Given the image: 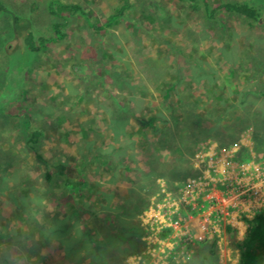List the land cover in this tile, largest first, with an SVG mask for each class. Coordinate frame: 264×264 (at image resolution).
I'll return each mask as SVG.
<instances>
[{
    "label": "rangeland",
    "instance_id": "374dc122",
    "mask_svg": "<svg viewBox=\"0 0 264 264\" xmlns=\"http://www.w3.org/2000/svg\"><path fill=\"white\" fill-rule=\"evenodd\" d=\"M48 1L0 0L8 9L0 12V264L73 262L88 249L72 251V238L86 221L94 227L87 213L68 218L73 205L115 214L124 198L132 216L120 218L141 234L136 245L125 242L122 264H238L244 218L264 213V23L225 12L208 18L184 0H130L122 20L95 30L78 12L57 8L65 19L54 16ZM60 1L101 24L122 0ZM13 14L47 38L64 20L65 34L30 56L16 83L25 48ZM190 115L189 135L178 139L191 170L153 178L136 156L144 140L155 145L166 129L176 136L173 117ZM23 119L40 130V157L26 144ZM191 131L198 138L189 151ZM127 155L135 157L132 184L118 161ZM61 160L83 168L87 193L73 203L45 177L47 163Z\"/></svg>",
    "mask_w": 264,
    "mask_h": 264
},
{
    "label": "trees",
    "instance_id": "16d2710c",
    "mask_svg": "<svg viewBox=\"0 0 264 264\" xmlns=\"http://www.w3.org/2000/svg\"><path fill=\"white\" fill-rule=\"evenodd\" d=\"M184 1L200 6L201 12L208 18L214 17L219 12H225L239 15L246 19L251 25L264 23V8L260 6L256 0H222L216 4H212L211 0ZM131 4L132 3L130 2V0H122L121 3L113 7V10L107 20H105L101 24H97L95 21H93L88 15L87 11L79 4L64 3L60 0H49L47 3V9L48 12H50L54 16L62 19L65 18L59 14L57 8H66L70 12H78L95 30H103L108 27L114 26L117 22L122 20L126 12L131 7ZM4 11L8 12V9L0 2V12ZM11 18L14 31H16V29H20L19 32L17 31V35L22 38V42L25 48L23 52L24 55L22 54L19 57V59L21 60V66H17L16 76H12V81L16 83L17 81H21L24 79L23 77L25 76V73L29 67L30 56L37 54L38 52L43 50L46 47L47 43L52 39L60 40L64 37L65 34L62 31L64 20H57L51 24L50 27L54 36L52 38H47L42 35L36 36L34 31L30 28V24L28 23L27 19L22 18L17 14H13ZM22 20L26 21L27 24L19 25V22H21ZM11 63L12 70V68L14 67V63L12 61ZM6 82L9 84L12 83L11 79L6 80L5 83ZM163 88L164 94L167 95L170 92L171 85L165 86ZM262 93H264V91H262ZM190 117L191 115L189 117H184V119L173 117V120L175 121L174 125H176V136L173 133H168L170 132V130L166 129L165 131H163V134L161 135V138L158 140L157 144L152 145L147 138L146 141L144 140L145 146H143V150L136 154V156L137 158L142 157L140 160H144L145 163L148 162L150 167V170L148 172H153V178L167 177V174L165 173L172 171L170 177L176 179L182 176H186V174L189 173V170H191L190 158L186 156L182 148L184 140L182 141L181 145L178 139V137H185V134L189 135V133L186 132L184 134L183 131L188 127H186V122ZM194 122L193 124H195ZM22 124L24 130L30 134L26 139L27 146L40 157L41 155L39 151L35 148V143L37 142L38 137L41 134L40 130L32 128L27 119H23ZM196 125L197 122L192 130L197 128ZM191 135H193L191 139L192 142L188 141L187 143L189 151L192 150L191 144H195L196 139L198 138V136L195 133H192V131ZM256 151L259 152V150L257 149ZM237 155V158L239 160H246V157H248V155L245 157H241L240 152L237 153ZM118 161L124 165V176H126V180H128V182L132 184L136 179L132 178V175H129V172L136 171V167H133L135 166V157L127 155L119 158ZM47 167L50 171H47L45 173L46 180H53L54 184H56V187L61 188L64 193H66V196L69 197L68 200H72V202L70 203L74 202L73 199L75 197L77 198L78 196L82 198L87 193L86 180L83 174V168L81 166L72 165L67 163L66 161L61 160L57 163H47ZM182 173H184L185 175ZM140 174L141 178H143V176H145L147 173L141 171L138 173V175L140 176ZM153 181L154 180L152 179L150 183ZM104 192L105 189L102 190L99 188V190H97V196L106 199L109 193L105 192L106 194H104ZM120 203L121 209L115 214L103 211L98 213L97 210L88 209L81 205H73L72 212L68 218L71 219L74 217L76 221L77 219H79L80 221L84 213H87L90 215L89 218L94 223V229L87 226L88 221H86L85 223L82 222V230L78 233V235H74V237L72 238V251L83 249L88 250L85 254L81 253V251L75 253L74 255L76 256H73L74 261H70L69 264H84L83 255H93V257L95 258L94 260L92 258L91 261L86 264H122V252L124 253V251L127 249L124 245L125 242L133 241L131 245H136L138 240L137 233L140 232V229L138 227V224H136L135 222H127L126 219L123 218V220L122 218H120L122 215H127V217L132 216V213L125 212L131 202L124 198ZM113 205L112 207L114 209L115 207ZM140 206L141 204L139 202L134 206L132 205L131 207L137 210V208ZM102 207L108 208L111 206L107 207L106 205H104ZM53 219L56 220L57 218ZM244 220L246 223L244 235L242 240L237 242V247L239 249L238 264H264V213L256 212L250 217L244 218ZM59 222H62L63 230L67 231V222L65 220H59ZM134 235L135 237L133 239L132 237ZM131 251H135V249ZM209 253L211 255L214 254L213 250H211Z\"/></svg>",
    "mask_w": 264,
    "mask_h": 264
}]
</instances>
